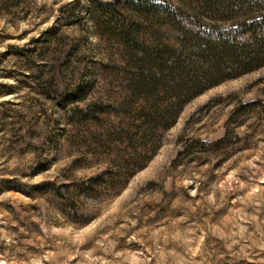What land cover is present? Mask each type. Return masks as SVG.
Instances as JSON below:
<instances>
[{
  "label": "rangeland",
  "instance_id": "obj_1",
  "mask_svg": "<svg viewBox=\"0 0 264 264\" xmlns=\"http://www.w3.org/2000/svg\"><path fill=\"white\" fill-rule=\"evenodd\" d=\"M112 1L0 0V264H264V62L211 61L187 26ZM157 1L204 28L264 13ZM175 94L174 123L146 132Z\"/></svg>",
  "mask_w": 264,
  "mask_h": 264
},
{
  "label": "trees",
  "instance_id": "obj_2",
  "mask_svg": "<svg viewBox=\"0 0 264 264\" xmlns=\"http://www.w3.org/2000/svg\"><path fill=\"white\" fill-rule=\"evenodd\" d=\"M111 3L115 5L117 14L125 19L126 16L122 8L119 7L121 3L118 0ZM132 4L137 11L153 12L157 15L167 16L174 23L180 24L182 27L187 26L185 31L198 38L201 54L210 58L211 61L219 62L226 58L233 67H240L241 72L250 70L264 62V13L242 17L234 24L204 28L200 27L195 21L188 20L178 8L162 5L157 0H134ZM119 36L120 40L126 45L133 47L136 45L129 25L125 21ZM225 49L227 53L223 52ZM166 68L167 65H164L162 61H157L155 58L148 63L146 67V89L157 93L158 90L166 88V83H162L163 77L160 76L163 69ZM197 73V76H193L195 79L193 78L192 81L195 86H198V92H200L203 89V80H208L210 75L200 69H198ZM182 87V82H176L174 85L175 92H180ZM173 96V102L168 105L162 107L161 105H156V103L148 108L146 107V113L142 115L148 124L146 132H152L156 126H162L167 129L174 123L187 100H182L179 94ZM138 157H141V153L138 154Z\"/></svg>",
  "mask_w": 264,
  "mask_h": 264
}]
</instances>
